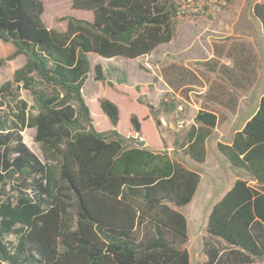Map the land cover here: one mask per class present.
I'll return each mask as SVG.
<instances>
[{"label":"trees","instance_id":"trees-1","mask_svg":"<svg viewBox=\"0 0 264 264\" xmlns=\"http://www.w3.org/2000/svg\"><path fill=\"white\" fill-rule=\"evenodd\" d=\"M179 1L74 0L73 8L92 19L63 17L67 27L61 32L46 26L43 2L0 0V40L15 47L0 65L24 56L13 80L32 90L38 103L31 117L25 101L16 119L0 112V264H191L188 220L172 204H190L201 175L174 160L161 131L162 113L173 114L182 103L165 99L156 108L146 102L151 85L128 88L119 68L109 66L105 74L96 65V81L148 109L130 112L123 131L114 101L103 94L96 99L102 125L110 123L99 128L82 92L89 53L135 60L170 43ZM254 15L264 35V1L256 2ZM234 60L235 66L220 69L230 96L208 97L233 109L257 76L253 55ZM11 85H2L1 94ZM225 119L200 109L178 150L205 163L207 143ZM26 127L36 129L43 160L24 142ZM139 140L147 146L139 147ZM217 147L233 167L264 186V95L231 143ZM207 231L228 248L205 242V264H264V191L238 179L213 206Z\"/></svg>","mask_w":264,"mask_h":264},{"label":"rangeland","instance_id":"rangeland-1","mask_svg":"<svg viewBox=\"0 0 264 264\" xmlns=\"http://www.w3.org/2000/svg\"><path fill=\"white\" fill-rule=\"evenodd\" d=\"M39 1L43 2L45 7L43 21L51 29L65 31L67 21L62 19L66 16L92 19L91 13L73 8L74 0ZM256 2L257 0H232L230 6L216 19L189 16L176 18L174 39L168 44L160 45L158 50L149 57L131 60L124 57L107 59L94 52L88 55L90 71L82 92L87 103L91 104L90 110L99 128L110 127L108 120L103 125L101 123L103 112H100L95 102L100 94L120 107L119 128L123 131L128 130L126 126L130 112L142 115L148 109L145 106L124 101L115 91L106 89V81H96L94 70L96 65H101L105 74L109 66L119 68L120 72L127 76L128 81L125 86L128 88L151 85L152 90L146 102L156 108L165 99L167 101L175 99L182 103L173 114L162 113L161 131L167 149L173 154L174 160L201 175V182L192 202L184 207L172 204V207L183 213L188 220L189 241L185 247L189 251L191 264L206 263L205 242L215 244L221 249L228 248L226 242L208 233L207 225L213 206L222 199L235 182L238 179L249 180L252 186L264 191V186L260 187L259 184L251 181L244 170L233 167L217 147L219 142L231 141L234 132L245 125L244 119L256 109L260 96L264 94V35L261 24L254 15ZM223 14L225 19H222ZM239 39L247 45L245 47L247 55L249 53L257 59L255 86L243 94L240 92L242 97L246 96L242 102V110L245 113H240L238 116L230 114L227 121L221 120L219 127L207 143L206 162H195L178 149L186 131L194 123L197 107L202 105V107L211 108L218 112L221 118L224 116L223 113H230L218 106L207 104L210 93L211 95L219 93L218 97L225 100L230 96L231 86L221 77V73L212 70L211 66L217 65L215 61L206 63L204 61L209 59L208 51L212 44L219 51L229 44L231 47L236 45L237 48L236 41H241ZM14 52L15 47L12 43L0 40V60ZM24 63L25 57L19 56L0 65V88L7 82L12 83L6 96L0 92V112L14 119H16L15 114L21 111L22 101L28 104L26 109L28 117L38 113V103L32 90L26 89L23 84H17L13 80L16 69L22 67ZM168 84L174 85L173 91L169 89ZM35 88L44 94L51 92L50 88L43 85H36ZM144 131H150L146 123ZM22 134L24 142L31 151L43 160L41 148L34 140L36 129L26 127ZM12 183L19 184L18 181Z\"/></svg>","mask_w":264,"mask_h":264},{"label":"crops","instance_id":"crops-1","mask_svg":"<svg viewBox=\"0 0 264 264\" xmlns=\"http://www.w3.org/2000/svg\"><path fill=\"white\" fill-rule=\"evenodd\" d=\"M230 6V5H229ZM225 14H223L222 16V19H225ZM224 21V20H223ZM222 21V22H223ZM234 41L236 39H233ZM241 40V39H239ZM238 42L237 43V48L235 47L236 45H234V47H231V45H226L224 49H221L220 51L216 49V46L214 44L211 45V48L210 50L208 51V55H209V59H207L206 61H204L205 63L206 62H213L215 61L217 63V65L215 66H211V68H215L216 69V72L220 74V69L223 65H227V66H230V67H233L235 66V58H242L244 56H247V49H245V47L247 46L242 40L241 41H236ZM158 50V49H156ZM156 50L154 52H156ZM246 50V51H245ZM154 52H152L150 55H152ZM253 52H254V49H253ZM168 54V53H167ZM249 54V53H248ZM254 54V53H253ZM150 55H147V57H149ZM145 57V56H143ZM142 58V57H141ZM139 59V58H138ZM136 60V59H135ZM257 60V59H256ZM223 61L225 62L223 64ZM257 61L254 63V65H256ZM208 65V64H207ZM258 69V68H257ZM257 71V70H256ZM229 85V84H228ZM255 86V84L250 88V89H253ZM168 87L170 90L173 91V88L170 86V84H168ZM177 88V87H176ZM244 92H242L243 94ZM242 94H238V101H237V104L235 106V108H231V107H226L224 106L223 104H218L216 102H213V101H209L207 102V104H209L210 106H218L220 108H223L224 110H228L230 113L229 114H225L223 113V115L226 117L225 121H227L229 119V115L232 114L233 116H238L240 113H245L243 110H242V102L246 99V96L243 95V97L241 96ZM264 95V94H263ZM261 95L260 98H259V101L257 103V107L256 109L251 113L249 114V117L247 118H243L245 120V123L251 119V117L257 112L258 108H259V104H260V100H261V97L263 96ZM243 106L245 107V105L243 104ZM200 109H204V107H202V105L200 107H197V111H196V114L198 113V111ZM214 112H216L214 110ZM217 115L220 117L219 113L216 112ZM196 116V115H195ZM195 118V117H194ZM219 127V125H218ZM217 127V128H218ZM244 127V126H243ZM242 127V128H243ZM216 128V129H217ZM215 129V130H216ZM241 129V128H240ZM214 130V132H215ZM239 130V129H238ZM237 132V130L234 132V134ZM214 134V133H213ZM233 134V136H234ZM232 136V138H233ZM232 141V139H231ZM231 141L227 142V143H231ZM224 143V142H223ZM257 183V182H256ZM258 184V183H257ZM263 191V190H262Z\"/></svg>","mask_w":264,"mask_h":264},{"label":"built area","instance_id":"built-area-1","mask_svg":"<svg viewBox=\"0 0 264 264\" xmlns=\"http://www.w3.org/2000/svg\"><path fill=\"white\" fill-rule=\"evenodd\" d=\"M261 0H257L260 2ZM230 5L229 0H180L178 17L218 18Z\"/></svg>","mask_w":264,"mask_h":264},{"label":"water","instance_id":"water-1","mask_svg":"<svg viewBox=\"0 0 264 264\" xmlns=\"http://www.w3.org/2000/svg\"><path fill=\"white\" fill-rule=\"evenodd\" d=\"M137 145H138L139 147H146V146H147V142L144 141V140H139V141L137 142ZM257 183L259 184V182H257Z\"/></svg>","mask_w":264,"mask_h":264}]
</instances>
